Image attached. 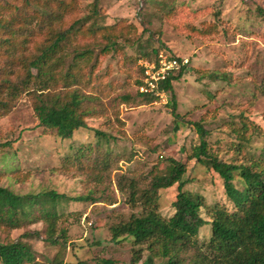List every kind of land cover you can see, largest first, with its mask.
<instances>
[{"label":"rangeland","instance_id":"1","mask_svg":"<svg viewBox=\"0 0 264 264\" xmlns=\"http://www.w3.org/2000/svg\"><path fill=\"white\" fill-rule=\"evenodd\" d=\"M263 11L264 0H78L76 11L67 16L68 25L87 17V27L96 20L97 26L115 25L120 31L109 50L102 51V37L95 42L89 36L69 47L68 63L74 48L93 51L87 67L89 73L95 65L93 82L84 91L97 96L101 114L88 118L89 128L62 138L39 124L26 94L11 111L0 110V185L19 194L55 189L70 196L92 193L100 200L72 202V212L60 220L59 228L68 231L65 261L100 264L112 258L116 264H131L140 246L130 238L113 240L110 227L145 213L141 201L129 203L130 180L146 188L155 174L171 169V158L187 165L185 189L203 194L207 204L219 202L234 210L219 174L189 159L192 147L200 143L191 122H202L211 149L225 161L246 162L264 150ZM161 51L189 58L188 65L180 67L183 75L173 81L180 119L172 112L170 92L155 99L141 94L145 63ZM215 71L227 77L217 80ZM243 118L261 130L245 132ZM80 150L83 164L61 170L65 158ZM105 156L110 161L107 169L96 168ZM234 183L242 188L238 177ZM177 187L161 190L160 211L166 217L174 213ZM202 212L207 216L205 209ZM44 228L41 222L22 229L0 228V243L19 239L25 231H43L23 240L33 246L40 264H50L60 245L45 241ZM210 234L208 226L202 227L201 242ZM142 247L144 261L150 251Z\"/></svg>","mask_w":264,"mask_h":264},{"label":"trees","instance_id":"2","mask_svg":"<svg viewBox=\"0 0 264 264\" xmlns=\"http://www.w3.org/2000/svg\"><path fill=\"white\" fill-rule=\"evenodd\" d=\"M77 8L78 0H0V110L11 111L21 95L26 94L39 124L62 138H71L80 128H89L88 118L100 115L102 108L96 107V95L84 91L93 82L95 65L87 73L92 49L74 48L68 63L70 45L80 37L89 36L95 42L102 37L105 40L101 43L104 44L102 51L109 50L120 32L114 29L115 25L97 26L96 20L87 27V17L68 25L67 16ZM95 14L99 16L100 12L95 9ZM178 70V74L173 72L164 81L172 94V112L176 119L182 116L177 112L173 81L184 71L183 67ZM214 74L217 80L222 78L219 72ZM223 76L226 78L227 73ZM191 124L200 136V143L192 147L189 159H196L219 174L234 210L219 202L207 204L203 194L185 189L183 178L187 165L171 158V169L165 174H155L146 188L141 190L136 179L130 180L129 203L135 205L141 201L145 213L132 214L127 220L111 225L112 239L130 238L135 246H140L134 249L131 264H264V150L259 157L246 162L225 161L211 149L207 140L209 131L202 122ZM242 124L245 132L261 130L247 118H243ZM82 156L80 150L66 157L61 170L69 171L78 163L82 165ZM104 159L96 168L107 169L109 157ZM237 177L242 188L234 183ZM175 184H178V193L172 203L174 213L166 217L160 211L161 190ZM97 201L100 200L92 193L70 196L51 189L19 194L0 185V228L22 229L26 224L41 222L45 226V241L60 245L52 264H90L82 259L64 260L68 231L59 228V222L72 212L69 208L72 202ZM204 226L210 228L211 234L208 241L201 242L200 230ZM42 232L25 231L19 239L0 243V263L40 264L33 246L23 239L40 236ZM142 245L150 251L144 261H141ZM156 258L161 261L156 262ZM100 264H116V260L103 258Z\"/></svg>","mask_w":264,"mask_h":264},{"label":"built area","instance_id":"3","mask_svg":"<svg viewBox=\"0 0 264 264\" xmlns=\"http://www.w3.org/2000/svg\"><path fill=\"white\" fill-rule=\"evenodd\" d=\"M188 57L168 55L163 51L159 52L156 59L145 63L143 83L140 85L142 93L165 97L167 89L164 81L181 66L188 65Z\"/></svg>","mask_w":264,"mask_h":264}]
</instances>
